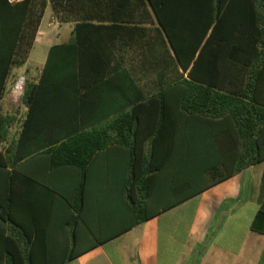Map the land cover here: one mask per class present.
Listing matches in <instances>:
<instances>
[{
	"label": "trees",
	"instance_id": "1",
	"mask_svg": "<svg viewBox=\"0 0 264 264\" xmlns=\"http://www.w3.org/2000/svg\"><path fill=\"white\" fill-rule=\"evenodd\" d=\"M48 6L59 21L75 24L74 37L50 49L38 84L26 82L27 113L14 134L17 115L0 116V151L5 152L0 153V183L10 185L12 201L19 184L26 187L31 216L25 226L10 214L11 229L18 232L22 226L27 239L20 251L17 237L5 239L7 264H63L78 256L70 252V241L62 255L57 241L41 234L33 204L60 198L78 209L87 169L108 144L90 129L98 119L88 122L84 113L88 102L102 104L103 92L124 97L138 92L130 103L154 104L161 120L157 134L167 115L171 120L201 117L208 129L212 119H232L234 135L243 141L235 143L233 167L230 158L222 159L229 174L211 185L264 161V0H0V102L13 70L28 59ZM113 40L119 41L116 48ZM127 47L140 52L139 60L155 75L148 100L145 79L124 68L123 58L112 64L113 50ZM24 162L32 166L28 173L19 168ZM68 170L77 172L72 195L55 183ZM194 178L188 177V186ZM180 193L176 204L201 192ZM80 241L76 233L75 248Z\"/></svg>",
	"mask_w": 264,
	"mask_h": 264
},
{
	"label": "crops",
	"instance_id": "2",
	"mask_svg": "<svg viewBox=\"0 0 264 264\" xmlns=\"http://www.w3.org/2000/svg\"><path fill=\"white\" fill-rule=\"evenodd\" d=\"M74 28L48 7L27 61L13 70L7 86L19 70L28 82L38 84L50 49L69 43ZM111 45L116 48L119 41ZM111 54L113 65L123 58L124 68L145 79L148 100L155 75L139 60L141 53L127 47ZM137 95L103 92L102 104L100 99L88 102L86 121L98 119L89 123L90 129H97L108 144L87 169L78 209L60 198L53 203L34 201L33 219L41 224V234L56 240L62 255L68 241L70 252L78 254L63 264H264V161L211 185L229 174L222 159L230 158L233 167L235 143L243 141L234 135V121L212 119L208 129L201 117L171 120L167 115L165 128L157 134L158 108L146 101L130 103ZM260 97L264 99V86ZM19 168L32 170L29 162ZM62 173L55 183L70 194L77 172ZM189 176L195 177L191 187ZM17 189L12 201L10 185L0 183V264H7L6 238L17 237L19 251L21 246L26 249V231L21 226L16 232L10 225V214L25 226L31 221L26 187L19 184ZM193 189L201 193L176 204L180 192ZM76 233L81 238L77 248Z\"/></svg>",
	"mask_w": 264,
	"mask_h": 264
},
{
	"label": "rangeland",
	"instance_id": "3",
	"mask_svg": "<svg viewBox=\"0 0 264 264\" xmlns=\"http://www.w3.org/2000/svg\"><path fill=\"white\" fill-rule=\"evenodd\" d=\"M48 7H51V6H48ZM31 67H30V69H31ZM25 72H26V70H25ZM24 75H26V74H23L22 71H20V70L18 73H16V76L13 75V78L11 79V81L8 85V89L5 93L4 100H2L0 102V116H4L7 113H12V114L17 115L18 123H17L16 127L13 129L12 134H14L17 131V129L19 127V123L22 120V118L26 112V109H25L23 102H22V96L19 95V91L16 88V86L23 80V78L26 80V82L28 81Z\"/></svg>",
	"mask_w": 264,
	"mask_h": 264
},
{
	"label": "built area",
	"instance_id": "4",
	"mask_svg": "<svg viewBox=\"0 0 264 264\" xmlns=\"http://www.w3.org/2000/svg\"><path fill=\"white\" fill-rule=\"evenodd\" d=\"M25 0H12V2H23ZM26 80L23 78V80L16 86V88L19 91V95H21L23 97L24 95V91H25V84Z\"/></svg>",
	"mask_w": 264,
	"mask_h": 264
}]
</instances>
